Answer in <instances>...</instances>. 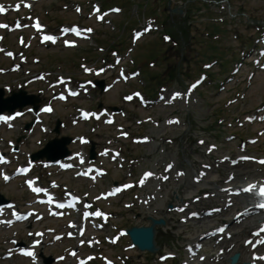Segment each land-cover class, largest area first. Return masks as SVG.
<instances>
[{
    "label": "rangeland",
    "instance_id": "rangeland-1",
    "mask_svg": "<svg viewBox=\"0 0 264 264\" xmlns=\"http://www.w3.org/2000/svg\"><path fill=\"white\" fill-rule=\"evenodd\" d=\"M200 1L49 0L36 2L31 9H26L24 6L18 10L11 8L5 17H1V19L14 24V20L17 18L20 19V22L22 20L30 22L32 17L39 16L38 18L51 30L57 29L61 24L75 23L94 27V33L89 39L81 41L76 48L70 49L64 48L61 44L44 45L30 31V27L22 32L0 30L1 34H6L4 40L6 46L15 51L13 61L4 59L5 55L0 54V66L8 67L14 64L17 67L15 71L8 69L5 73H0V87L5 88L7 95L12 90L22 88L28 93L40 94L43 98L41 103L50 102L54 94L51 92L50 83L58 80L57 76L59 75L73 77L75 80L99 76V79H106L105 83H111V77L108 75L114 73L115 76L120 69L114 62L116 56H121L122 62L126 61V65L129 67L128 71L135 69L133 67L142 68L141 75L135 80L113 84L107 91L100 92L97 87H88V89L90 88L88 94L71 99L68 103H59L55 99L53 102L56 108L55 113L45 115L43 118L42 124L50 128L46 132L41 129V124L35 128L32 127L33 129L29 131L24 129L26 122L32 120V114H24L23 117L14 120L13 130H7L0 126V138L4 140V147L7 150L9 149L8 140L15 142L16 138L23 136L19 143L23 153L13 157L16 163L20 164L26 162L27 153L41 149L50 138L55 136L51 129L57 118H60L64 123L60 135L88 134L97 142V149L110 143L122 147L123 154L127 155L124 168L120 169L117 166L119 160L111 163L109 174L97 183L83 178H75L72 172L47 173L45 171L47 176L51 174L54 179L61 181L62 185H69L71 189L77 190L81 194L89 193L90 197L94 199H97L100 192L105 191L113 184V179L119 182L132 178L137 179L145 169H151L158 173V177L147 179L145 187L140 190L147 196L146 204H140L135 199V194L139 192L138 189L125 194L120 199L97 203L104 210L112 211L114 214L108 218V221L103 219L102 229L91 227L87 233L86 240L92 242L93 247L86 246L81 249L80 256L95 255L96 258L92 259L89 264H105L102 256H108L119 264L137 262L174 264L175 261L172 260L165 263L159 262L158 255L164 252L182 254L185 244L196 241L201 232L217 224L220 220L219 217H214L185 223L180 216H186L188 211L182 214L171 212L167 209L168 202L181 205L182 200L189 201L190 199L191 201L193 196H202L203 192L214 193L218 187L228 184L224 181L228 171L221 166L217 168L214 164L221 162L225 155H238L240 141L251 136L260 137L258 130L264 128V123L249 124L244 118L246 114L257 112L259 107L264 104V60L257 63L255 57L258 56L252 52L256 41L258 42V39L264 34V0H222L224 2L219 4L214 3L213 0ZM0 2L6 7L9 3L10 7L20 4V0H0ZM97 2L102 5L103 9L119 5L122 10L117 15L105 16L104 21L100 23L96 21V17L92 13V7ZM190 3L194 4L191 15L187 13ZM176 6L181 7L182 14L171 12L168 8L173 9ZM155 17H159V19ZM162 20L167 22V27H170V32L176 38L172 36L169 41L164 40L163 35L166 34V31ZM212 21H218L224 25L222 33L219 36L215 35L216 40L221 42L220 49L224 51L227 58L232 55L236 56L235 60L228 64L225 74L215 81H212L211 78L207 79L195 93H192L188 104L181 98L183 101L170 107L154 103L153 106L144 108L137 101L131 103L124 101L123 97L127 92H131L135 88L145 91L150 86L152 87L155 81L158 82V77L151 80L152 82L148 81L149 78L147 79L144 70L148 71L149 69L150 73H159L163 88L157 87V90L159 89L160 94L165 96V100L172 90L183 92L186 85L203 71L204 63L210 62L212 65L210 72H217L220 67L218 63L208 57L211 56L209 54H212V51L207 44L210 40L206 37L207 25ZM148 23L152 25L153 31L147 35L144 34L135 45L132 42L133 32ZM156 27L157 29H155ZM181 30H183L182 33L177 37L176 31L180 32ZM19 33L24 34L25 42L22 45L17 42ZM187 34L190 35V40L187 39ZM251 40L253 43L249 44ZM109 43L118 49L116 56L112 53V48H108ZM129 47H132L131 56L128 53ZM250 53L253 54L249 56ZM238 60L245 63L241 64ZM151 62H154L153 66H149ZM81 63H86L93 69L105 67L108 72L100 75L97 70H94V74L85 75L80 66ZM170 72H173V76L168 74ZM35 73L44 74L46 80L39 79L30 82L29 77ZM52 88L54 91H58L57 88ZM153 98L156 99V97ZM234 99L236 100L234 101ZM99 104L106 107L116 105L123 109L124 112L119 114L117 124L107 126L101 122H82L79 119L76 107L97 110ZM173 117H178L180 124H168V120ZM119 124L124 125V129L121 131H128L129 137L120 138L117 136L120 131ZM93 129H95V133H92ZM233 135L235 138L227 141ZM133 136H148L151 141L146 144H135ZM260 139L263 140L264 137ZM211 144L216 145V149H213ZM85 147L88 149V146ZM70 148L74 150L82 147L76 142ZM209 149L210 152H208ZM260 149H262L261 142L249 145L248 151L256 156H261L264 151L261 152ZM0 150H3L1 146ZM169 161L176 162V164L168 181L163 182L159 172H163L164 164ZM228 162L224 163L228 164ZM202 164H211L213 168L208 171V175L203 181L196 183L193 176L203 168ZM250 164L259 176L260 174L264 175V166L257 163ZM176 170H185L186 176L179 178L175 173ZM38 171L39 167L35 169V173ZM1 187H3L2 194L4 193L5 197L18 201V205L22 209L27 208L28 193L20 181ZM126 202L130 203V207L124 205ZM222 203V196L217 195L191 201L192 206L202 209ZM235 210L236 207L232 208L223 218L230 220ZM223 213L225 214V211ZM150 215L163 217L167 221L165 226L158 228L157 240L160 245L158 252L146 254L136 248H131L128 237H121V242H113L112 236L117 237L122 228L147 224L146 218ZM58 222V219L46 218L42 224L52 226ZM32 225L33 223L29 222L8 231L0 228L2 252L5 251V247L13 245L11 241L13 238L21 237L22 231H30ZM59 226L64 228L62 231H66L68 229L67 220H62ZM248 230L244 226L237 227L236 236H233L230 244L236 242L237 236L242 241ZM48 238L51 241L52 236L50 235ZM77 240L54 241L52 245L47 244L41 250L46 257H54L60 253L66 254V259L58 264H77L76 259L67 254L68 248H65L67 244L75 246ZM221 246L225 247V244ZM214 252H216V248ZM211 260L212 258L208 257L205 264H211ZM29 263V260H23L16 256L9 260H0V264ZM212 264H215V261ZM219 264H229L228 255Z\"/></svg>",
    "mask_w": 264,
    "mask_h": 264
},
{
    "label": "water",
    "instance_id": "water-1",
    "mask_svg": "<svg viewBox=\"0 0 264 264\" xmlns=\"http://www.w3.org/2000/svg\"><path fill=\"white\" fill-rule=\"evenodd\" d=\"M174 12H178L181 13V7L178 6L177 8H175L173 10ZM102 85V83H101ZM3 90H0V102L4 103L0 105V111H3L5 109H9V110H13L16 105H12L10 104V101L13 100V98H7V99H3ZM33 102H36L37 99L32 100ZM22 105V104H20ZM58 131V130H56ZM70 142L69 138H55L54 140L50 141L49 144L47 145L46 149H44L40 155H45L50 159H56L62 156L67 155L69 152L66 149V145ZM57 147L59 148L61 151L59 154H53L51 153V149ZM151 225L150 226H141V227H131L130 229H128V233L130 234V237L132 239V242L134 244H136L140 249L142 250H148L151 252H155L158 250V246L156 244V225H160L165 223L164 220L162 219H151ZM237 260V255H235L233 257V261Z\"/></svg>",
    "mask_w": 264,
    "mask_h": 264
},
{
    "label": "bare ground",
    "instance_id": "bare-ground-1",
    "mask_svg": "<svg viewBox=\"0 0 264 264\" xmlns=\"http://www.w3.org/2000/svg\"><path fill=\"white\" fill-rule=\"evenodd\" d=\"M220 165H221V168L228 171V173L230 175V180L232 181L231 184L233 183L232 185H235L234 189L239 188V187H243L245 185L252 184V182L256 179H258L256 181H260V179H264L263 178L264 175L260 174V176H259V174L257 172H255V170L251 164L239 163L236 166H231L229 164L221 163V164H219V166ZM232 198H233V200H231L232 202L230 201L231 202L230 204H233L235 202L234 205H236V200L241 201L240 209L247 207L248 205L253 203V202H251L250 197L248 195H245V194H241L240 196H234ZM258 217L259 216L257 215L256 217H251V218L247 219L245 222L240 224V227H243V226L251 227V226H253V224L257 225L258 224V222H257ZM231 248H232L231 249L232 252L237 250L241 253V255L239 257V262H243L244 260H246L248 258V255H249L248 248L243 245V243L240 241L238 236H237L235 244L233 243L231 245ZM232 252L230 251L227 255H229Z\"/></svg>",
    "mask_w": 264,
    "mask_h": 264
},
{
    "label": "snow or ice",
    "instance_id": "snow-or-ice-1",
    "mask_svg": "<svg viewBox=\"0 0 264 264\" xmlns=\"http://www.w3.org/2000/svg\"><path fill=\"white\" fill-rule=\"evenodd\" d=\"M17 8H19L20 7V5H17L16 6ZM5 11V8H4V6H0V13H2V12H4ZM118 11V10H117ZM102 18V17H101ZM21 25H19V24H17V27H20ZM6 27H8L7 25H0V28H6ZM37 27H39V25H37ZM148 29H145V31H147ZM65 31H68L67 29L65 30ZM88 31H90V30H88ZM77 34H79V33H77ZM45 39H54V38H52V37H45ZM66 43H70V42H66ZM9 55H11V54H9ZM175 95H180L179 93H177V94H175ZM129 99H130V97H129ZM4 119H9V118H4ZM261 163H264V161H261ZM150 175H152L151 173H147L146 174V176H150ZM7 178V177H6ZM29 183H31V182H29ZM252 187H254V186H252ZM250 190V189H249ZM261 194L262 195H264V188H262L261 189ZM261 207H264V204H262L261 205ZM9 223H10V221H9ZM261 231H264V229H261ZM249 243H251V242H249ZM260 243H262V244H264V241H260ZM27 255H33L31 252H28V253H26ZM260 259H264V257H261Z\"/></svg>",
    "mask_w": 264,
    "mask_h": 264
},
{
    "label": "trees",
    "instance_id": "trees-1",
    "mask_svg": "<svg viewBox=\"0 0 264 264\" xmlns=\"http://www.w3.org/2000/svg\"><path fill=\"white\" fill-rule=\"evenodd\" d=\"M192 7H193V4L191 3L190 5H189V9H188V14H191V11H192ZM190 17V16H189ZM166 22V21H165ZM212 27H213V29L214 30H216V31H219V28H218V25L217 24H213L212 25ZM169 29H170V27H169ZM184 30V29H183ZM183 30H181L180 32H178V31H176V35H177V37L179 36V34L180 33H182V31ZM185 31V30H184ZM185 36H186V33H185ZM189 38V34H187V39ZM211 46H212V48H214V53H215V50H216V47L218 46V44H211ZM214 55V54H213ZM212 55V56H213ZM212 56H208L209 58H212Z\"/></svg>",
    "mask_w": 264,
    "mask_h": 264
}]
</instances>
